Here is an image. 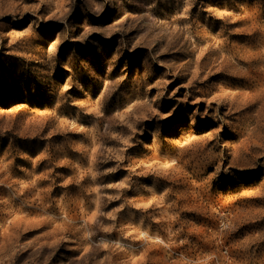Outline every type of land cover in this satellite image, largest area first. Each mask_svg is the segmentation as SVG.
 Segmentation results:
<instances>
[{
	"label": "rangeland",
	"instance_id": "1",
	"mask_svg": "<svg viewBox=\"0 0 264 264\" xmlns=\"http://www.w3.org/2000/svg\"><path fill=\"white\" fill-rule=\"evenodd\" d=\"M0 264H264V0H0Z\"/></svg>",
	"mask_w": 264,
	"mask_h": 264
},
{
	"label": "bare ground",
	"instance_id": "2",
	"mask_svg": "<svg viewBox=\"0 0 264 264\" xmlns=\"http://www.w3.org/2000/svg\"><path fill=\"white\" fill-rule=\"evenodd\" d=\"M242 56H243V55H242ZM245 64H246V63H245ZM257 123H258V121H257ZM257 125H259V124H257ZM252 128H253V127H252ZM256 128H257V126H256ZM256 128H255V129H256ZM255 129H254V130H255ZM260 130H261V129L258 130V133H259ZM256 131H257V130H256ZM261 132H262V131H261ZM255 133H256V132H255ZM255 135H256V134H255ZM255 135H254V136H255ZM257 135H259V134H257ZM260 135H261V134H260ZM256 137H258V136H256ZM261 139H262V138H258L256 141H253V143H252L253 148H254V146L259 147V148L261 147V143H260ZM254 140H255V138H254ZM262 140H263V139H262ZM250 147H251V146H250ZM253 148H251V149H253ZM248 149L250 150V148H248ZM255 150H257V149H255ZM250 151H251V150H250ZM250 151H249L248 154H251ZM253 152H255V151H253ZM257 152H258V150H257ZM246 155H247V154H246Z\"/></svg>",
	"mask_w": 264,
	"mask_h": 264
}]
</instances>
